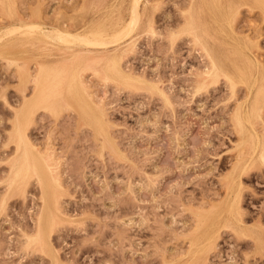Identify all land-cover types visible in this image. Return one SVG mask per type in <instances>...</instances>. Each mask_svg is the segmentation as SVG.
Returning a JSON list of instances; mask_svg holds the SVG:
<instances>
[{"label": "rangeland", "instance_id": "rangeland-1", "mask_svg": "<svg viewBox=\"0 0 264 264\" xmlns=\"http://www.w3.org/2000/svg\"><path fill=\"white\" fill-rule=\"evenodd\" d=\"M7 1L0 0V27L13 16L50 24L60 16L59 21L79 26L100 19L112 29L113 21L121 22L117 24L121 29L130 18L131 0ZM60 1L65 2L59 5ZM223 1L227 2L141 0L140 22L115 47L82 49L87 59L78 95L64 91L53 108H36L26 136L32 144L35 141L34 150L50 162L59 182L58 229L50 241L60 264H264V8L255 0H245L239 11L226 13L218 9ZM194 4L196 8L202 5L209 28L200 38L195 35L200 32L199 23L194 32L185 29ZM61 10L68 19L61 17ZM231 20L232 25L228 24ZM215 46L223 47V53H233L231 62L244 66L247 72L250 57L256 76L248 74L244 79L232 72L238 80L233 89L225 75L213 81L210 51ZM26 57L34 75L38 53L29 46ZM111 59H117L115 66L121 67V72L108 68ZM9 63L0 55V206L4 204L0 207V264H50L43 252L27 246L26 236L35 226L43 201L37 178L31 177L24 188L10 184L11 161L16 154L11 139L14 113L23 109L25 101H34L36 87L31 75L24 80L16 71L18 67ZM82 103L86 105L82 107ZM253 106L261 117L252 113ZM238 109L247 110L243 130L235 121ZM7 187H11L9 191ZM198 239L204 241L198 243ZM211 239L213 244H209Z\"/></svg>", "mask_w": 264, "mask_h": 264}, {"label": "bare ground", "instance_id": "bare-ground-1", "mask_svg": "<svg viewBox=\"0 0 264 264\" xmlns=\"http://www.w3.org/2000/svg\"><path fill=\"white\" fill-rule=\"evenodd\" d=\"M6 1V0H4ZM9 3L13 0H8ZM7 1V2H8ZM68 1V0H67ZM76 1V0H75ZM74 1V3H75ZM78 1V0H77ZM80 1V0H79ZM103 1V0H102ZM125 1V0H124ZM140 1L141 0H131V5H130V14H129V19L126 21L127 23L123 26V28L118 29L117 28V24H121L120 23H116V21H113L111 23L112 25V29L109 28V26H107V24H102L103 22H101V20H94L89 24V22H84L81 26L79 25H75L69 22H61L59 21V19L57 18V22L55 24H50L47 22H43L42 20H31V19H27L24 17H20V16H13L12 20H10L8 22L7 25H2L0 27V55H2L4 58L9 60V64L15 65L16 67H18V69L16 70L17 72H19V74L21 75V77L23 76L24 80L27 79L30 75L33 77V80L35 82V87L36 89L33 90L35 91V98L33 102H29V101H25L24 103V107L21 111H17L15 112V119L13 121V132L11 134V139L14 141L15 143V147H16V154L14 156V158L11 161V181L10 184L11 186H18L19 188H24V186L29 182V179L31 177H36L37 181L39 183V188H41L40 191H42L41 197H42V205L40 207V210L37 212L36 217H35V226L32 228V232L30 234H28V236H26L27 238V246L29 245H34L36 247L35 250H40L41 252H43V254H45L46 256H48L50 258V264H60V259L57 253V250L54 249V247L52 246L51 243V239L52 238V233L57 226L58 223V218H59V214H58V209H59V195L57 194V187L59 186V182L57 177L55 176L53 169L50 167L51 164L49 161L47 160H43L42 156H40V154L37 151L34 150V143L32 144L30 141V139H28V137L26 136V131L28 129V124L32 119V116L36 110V108L40 105H43L44 107H48V108H53L54 103L61 100L60 96L63 95L64 91L66 92H74L76 93V95H78V88L79 85L82 86L81 82V71L85 68V61H86V55L83 54L81 51L83 48H86L87 50H96V51H106L109 50L111 47H115L119 42V40L123 38H125V34L131 30H134L135 26L138 24V22H140L141 17H142V11L140 10ZM148 1V0H147ZM216 1V0H215ZM227 2L223 1L224 3H222L221 5H219V2L217 5H219L218 9L219 10H223L227 12H230V10L232 9L233 11H239V8L242 4H244L245 0H226ZM256 2H259L262 4V7L264 8V0H255ZM15 2V1H14ZM65 2V1H64ZM62 1H60L59 5L62 3H64ZM128 2V1H127ZM126 2V3H127ZM150 2V1H149ZM210 2V1H209ZM6 3V2H5ZM8 3V4H9ZM67 3V2H66ZM72 2H69V5ZM98 3V2H97ZM192 3V1H191ZM190 3V4H191ZM202 3V2H201ZM78 4V3H77ZM101 4V3H100ZM114 4V3H113ZM112 4V5H113ZM204 4V3H203ZM215 4V2H214ZM15 5V4H13ZM76 5V4H75ZM74 5V7H75ZM80 5V3H79ZM90 5V4H89ZM144 5V4H142ZM151 5V4H150ZM193 5V4H192ZM212 5V4H211ZM247 5V4H246ZM18 6V5H17ZM119 6V5H118ZM213 6V5H212ZM248 6V5H247ZM257 6V5H256ZM68 7V6H67ZM73 7V5H72ZM71 7V8H72ZM126 7V6H125ZM187 7V6H186ZM189 7V6H188ZM216 7V6H215ZM246 7V6H245ZM258 7V6H257ZM18 8V7H17ZM58 8V7H57ZM69 8V7H68ZM71 8L69 10H71ZM109 8V7H108ZM190 8V7H189ZM202 8V5L200 4L197 8L194 4V6L192 8H190L189 10V14H188V18L185 22V29L187 30H194L196 29L197 23L200 24V32L196 33V36H200L204 35L206 33H208V25L206 26V24H208L207 22H205L203 19V14L202 11L200 10ZM206 8V7H205ZM250 8V7H249ZM13 9V8H12ZM43 9V8H41ZM61 9V8H59ZM64 9V8H63ZM73 9V8H72ZM75 9V8H74ZM88 9V8H87ZM92 9V6H91ZM98 9V7H97ZM155 8H152V10H154ZM262 9V8H261ZM20 10V9H18ZM24 11V9H22ZM31 10V9H30ZM68 10V9H67ZM68 10V11H69ZM105 10V9H104ZM210 10V9H209ZM257 10V9H256ZM263 10V9H262ZM43 11V10H42ZM66 11V9H65ZM76 11V10H74ZM83 11V10H82ZM113 11V10H112ZM118 11V10H117ZM125 11V10H124ZM264 11V10H263ZM14 12V11H13ZM26 12V11H24ZM57 12L54 11V13ZM67 12V11H66ZM108 12V11H107ZM127 12V10H126ZM182 12V11H181ZM251 12V11H250ZM33 13V12H31ZM30 13V14H31ZM61 14V12H59ZM71 13V12H69ZM68 13V14H69ZM92 13V12H91ZM129 13V12H128ZM208 13V12H207ZM240 13V12H239ZM259 13V12H258ZM264 13V12H263ZM27 14V13H26ZM58 14V13H57ZM93 14V13H92ZM117 14V12H116ZM126 14V13H125ZM186 14V13H185ZM212 14V11H211ZM220 14V13H219ZM254 14V13H253ZM256 14V13H255ZM1 15V14H0ZM8 15V13H7ZM24 15V14H23ZM28 15V14H27ZM52 15V14H51ZM54 15V14H53ZM60 15V14H59ZM80 15V14H79ZM260 15V14H259ZM264 15V14H263ZM25 16V15H24ZM32 16V15H31ZM47 16V14H46ZM58 16V15H56ZM70 16V15H69ZM74 16V15H72ZM104 16V15H103ZM117 16V15H116ZM115 16V17H116ZM218 16V15H217ZM221 16V14H220ZM249 16V15H248ZM10 17V16H9ZM45 17V14H44ZM55 17V16H54ZM62 18L64 17L61 16ZM75 17V16H74ZM106 17V16H105ZM118 17V16H117ZM116 17V18H117ZM210 17V16H209ZM38 18V17H37ZM53 18V17H51ZM56 18V17H55ZM64 18H67L66 16ZM71 18V17H70ZM77 19V17H75ZM81 18V17H80ZM121 18V16H120ZM156 18V16H155ZM154 18V19H155ZM213 18V17H212ZM250 18V17H249ZM1 19V17H0ZM46 19V18H45ZM68 19V18H67ZM74 19V18H71ZM70 19V20H71ZM75 19V20H76ZM84 19V18H83ZM167 19V18H166ZM225 19V18H224ZM66 20V19H65ZM80 19L78 18V21ZM85 20V19H84ZM105 20V19H104ZM122 20V19H120ZM148 20V19H147ZM214 20V19H213ZM222 20V19H221ZM227 20V17H226ZM81 21V20H80ZM96 21V22H95ZM106 21V20H105ZM174 20H172L171 23L175 24L173 22ZM178 21V20H176ZM229 21V20H228ZM5 22V21H4ZM7 22V21H6ZM72 22V21H71ZM77 22V20H76ZM83 22V21H82ZM124 22V21H123ZM78 23V22H77ZM110 23V22H109ZM125 23V22H124ZM148 23V21L146 22V24ZM183 23V21H182ZM181 23V24H182ZM214 23V22H213ZM227 23V22H226ZM244 23V22H243ZM198 24V25H199ZM222 24V23H220ZM225 24V23H224ZM223 24V25H224ZM230 25H232V20L230 21V23H228ZM227 24V26H228ZM236 24V23H235ZM253 24V23H252ZM251 24V25H252ZM258 24V23H257ZM184 25V24H183ZM217 25V24H216ZM229 25V27H230ZM244 26V24H242ZM211 26V25H210ZM209 26V27H210ZM248 26V25H246ZM256 26V24H255ZM82 27V28H81ZM156 27V26H155ZM212 27V26H211ZM228 27V28H229ZM235 27V26H234ZM237 27V26H236ZM227 28V31H228ZM239 28V27H238ZM256 28V27H255ZM258 28V27H257ZM212 29V28H211ZM210 29V30H211ZM231 30H233L232 28H229ZM242 29V28H241ZM220 30V29H219ZM253 30L255 31V29L253 28ZM154 31V29L152 30V32ZM172 31V30H171ZM180 31V30H179ZM225 31V30H224ZM230 31V30H229ZM257 31V30H256ZM155 32V31H154ZM157 32V31H156ZM176 32V31H175ZM182 32V31H181ZM194 32V31H193ZM236 33V31H234ZM239 32V31H237ZM247 32V31H246ZM131 33V32H130ZM129 33V34H130ZM147 33V32H146ZM214 33V32H213ZM216 33V32H215ZM227 33V32H226ZM255 33V32H253ZM259 33V31H258ZM257 33V34H258ZM128 34V33H127ZM153 34V33H150ZM172 34V33H171ZM170 34V35H171ZM186 34V32L184 33ZM233 34V32H231V35ZM194 35V36H195ZM221 35V34H220ZM229 35V34H228ZM237 35V34H236ZM239 35V34H238ZM254 34H252L253 36ZM261 35V34H259ZM206 36V35H205ZM222 36V35H221ZM227 36V35H226ZM233 36V35H232ZM243 36V35H242ZM214 37V36H213ZM216 37L218 38L219 36L216 35ZM195 38V37H194ZM228 38V37H227ZM257 38V37H256ZM171 39V36H170ZM192 39V38H191ZM196 39V38H195ZM221 39V38H220ZM231 39V38H230ZM235 39V38H234ZM251 39V38H250ZM253 39V37H252ZM258 39V38H257ZM123 40V39H122ZM194 40V39H193ZM224 40V39H223ZM232 40V39H231ZM230 40V41H231ZM236 40V39H235ZM256 40V39H255ZM218 41V40H216ZM225 41V40H224ZM233 41V40H232ZM136 42V41H135ZM212 42V40H211ZM226 42V41H225ZM253 42V41H252ZM260 42V41H259ZM173 43V42H172ZM195 43V42H194ZM201 43V42H200ZM216 43V42H215ZM220 43V41H219ZM222 43V42H221ZM228 45H231L230 42H226ZM249 43V41H248ZM240 44V43H239ZM251 44V43H249ZM212 45V44H211ZM224 45V44H223ZM236 45V44H235ZM241 45V44H240ZM29 46L30 48H34L36 50V52L38 53V62L36 64L37 67V72H35L34 75H32L33 73H31L30 69H29V62L27 61V57H26V52H28L29 50ZM234 46V45H233ZM239 46V45H238ZM246 45L244 44V47ZM204 47V46H203ZM230 47V46H228ZM256 47V44H255ZM258 47V46H257ZM222 48L223 47H219V46H215L212 51H210L212 53L213 56H211V60H212V68H213V81H216L219 77V75H225L228 80L230 81L231 87L232 89L235 87L236 82H238L237 79H235L231 73L232 72H237L238 75L240 76V78H244L246 75H253L256 76V72H255V68L253 65L252 59L250 57H248L249 61H250V71L247 72L246 68L242 65H237L234 61V63L231 62V57L230 54L233 53H223L222 52ZM225 48H227V46L225 45ZM243 48V47H242ZM248 48V47H247ZM202 49V48H201ZM231 50V48H230ZM248 50L250 51V49L248 48ZM261 50V49H260ZM227 51V50H226ZM233 51V50H232ZM229 52V51H228ZM236 52V51H234ZM246 52V51H245ZM245 52L243 51V54L245 55ZM109 53V52H108ZM131 53V52H130ZM133 53V52H132ZM223 53V54H222ZM240 53H242V51L240 50ZM253 53V52H252ZM128 54V53H127ZM208 54V53H207ZM206 54V55H207ZM255 55V54H254ZM259 55V54H258ZM238 57V55H236ZM248 56V55H247ZM250 56V55H249ZM206 57V56H205ZM244 57V56H243ZM262 57V56H261ZM209 58V57H208ZM245 59L246 56H245ZM244 59V60H245ZM247 59V60H248ZM4 61V60H3ZM117 61V59H116ZM116 61L114 59H111L109 61L108 64V68L110 70H114V71H118L121 72V67H118L116 64ZM120 62V59H119ZM211 62V61H210ZM258 62V61H257ZM209 63V62H208ZM125 64V63H124ZM248 64V63H247ZM126 65V64H125ZM124 65V66H125ZM257 66V65H256ZM32 67V66H31ZM206 67V66H204ZM203 67V68H204ZM35 68V67H34ZM127 68V67H126ZM210 68V67H209ZM205 69V68H204ZM202 71V70H201ZM129 74V72H125V74ZM126 74V75H127ZM210 74V73H209ZM134 75V74H133ZM132 75V76H133ZM263 76V75H262ZM84 78V77H83ZM87 78V77H85ZM129 78V77H128ZM127 78V79H128ZM140 77H137V79H139ZM200 78V77H199ZM211 78V77H210ZM251 77H249L250 79ZM113 79V78H112ZM118 79V77H117ZM221 79V78H220ZM247 79V78H246ZM20 80V78H19ZM146 80V79H145ZM227 80V79H226ZM241 79H239L240 81ZM255 80V79H254ZM22 81V79L20 80ZM122 81V80H121ZM200 81V80H199ZM220 81V80H218ZM228 81V82H229ZM242 81V80H241ZM248 81V80H245ZM263 81V80H262ZM23 82V81H22ZM105 82V81H104ZM109 82V81H108ZM249 82V81H248ZM246 82V83H248ZM256 82V81H255ZM87 83V82H86ZM85 83V84H86ZM124 83V82H122ZM151 83V85L155 84L152 83L151 81L149 82ZM197 83V82H196ZM222 83V82H221ZM220 83V84H221ZM244 83V82H243ZM33 84V82H32ZM121 84V83H120ZM210 84V83H209ZM208 84V85H209ZM217 85V82L215 83ZM239 84V83H238ZM252 84V83H250ZM262 84V83H261ZM127 85V84H125ZM129 85V84H128ZM246 85V84H245ZM145 86V85H144ZM154 86V85H153ZM202 87L206 86L205 84H201ZM212 86V85H210ZM249 86V83H248ZM67 87V88H66ZM89 87V86H88ZM127 87V86H126ZM130 87V86H129ZM155 87V86H154ZM209 87V86H208ZM264 87V85L262 86ZM31 88V87H30ZM92 88V87H91ZM121 88V87H120ZM147 88V87H146ZM210 88V87H209ZM215 88V87H214ZM246 88V87H245ZM250 88V86H249ZM253 88V87H252ZM68 89V90H67ZM82 89V87H81ZM84 89V88H83ZM82 89V91H83ZM127 89V88H126ZM132 89V88H130ZM136 89V88H135ZM195 89V88H194ZM207 89V88H206ZM211 89V88H210ZM22 90V89H21ZM31 90V89H30ZM67 90V91H66ZM88 90V89H87ZM91 90V89H90ZM150 90V88H149ZM157 90V88H156ZM203 90V89H202ZM209 90V89H208ZM262 90V89H261ZM152 91V89H151ZM239 91V90H237ZM244 91V90H243ZM258 91V89L256 90ZM23 92V91H22ZM94 92V91H93ZM159 92V91H158ZM157 92V93H158ZM195 92V91H194ZM206 92V91H205ZM232 92V91H231ZM91 93V92H90ZM196 93H198L196 91ZM233 93V92H232ZM255 93V92H253ZM252 93V94H253ZM260 93V92H259ZM262 93V92H261ZM31 94V93H30ZM94 94V93H93ZM234 94V93H233ZM232 94V95H233ZM262 95V94H261ZM24 96V95H23ZM29 96V95H28ZM84 96H88L85 95ZM91 96V94H90ZM94 96V95H93ZM163 96V95H162ZM253 96V95H252ZM75 97V96H74ZM83 97V96H82ZM29 99H31L30 97H28ZM62 98V97H61ZM76 98V97H75ZM254 98V96L252 97ZM72 99V98H71ZM166 99V98H165ZM244 99V97H243ZM246 99V96H245ZM28 100V99H26ZM76 100V99H75ZM78 100V99H77ZM86 100V99H85ZM90 100V99H89ZM93 100V99H92ZM253 100V99H252ZM81 101V100H80ZM99 101V100H98ZM240 101V100H239ZM238 101V102H239ZM76 102V101H75ZM82 102V101H81ZM90 102V101H89ZM244 102V100L242 101V103ZM77 103V102H76ZM85 103V102H84ZM82 103V107L83 104ZM92 103V102H91ZM94 103V102H93ZM21 104V105H22ZM67 104V103H66ZM69 104V103H68ZM74 104V102H73ZM102 104V103H101ZM250 104V103H249ZM20 105V104H19ZM86 105V104H84ZM89 105V104H88ZM93 105V104H91ZM247 105V104H246ZM76 106V105H75ZM79 106V105H78ZM96 106V104L94 105ZM99 106V105H98ZM101 106V105H100ZM241 106V105H239ZM77 107V106H76ZM18 108V107H17ZM90 110H94L91 109L90 106L88 107ZM247 108V107H246ZM250 108V107H249ZM19 110L21 108H18ZM15 109V110H18ZM44 109V108H43ZM78 109V108H76ZM105 109V108H103ZM241 109L242 106H241ZM241 109H238L235 117L237 121V124L242 127L245 126L244 121H245V115L247 113V110L245 113H243ZM250 109H252V113H256L257 116H260L257 112L256 107L253 106V108L251 107ZM42 110V109H41ZM47 110V108H46ZM45 110V111H46ZM83 110V109H82ZM80 108V111H82ZM96 110V109H95ZM98 110V109H97ZM107 110V109H106ZM77 111V110H76ZM79 111V110H78ZM85 111V110H84ZM87 111V109H86ZM89 111V110H88ZM99 111V110H98ZM97 111V112H98ZM235 111V110H234ZM50 112V111H49ZM92 113H94V111H91ZM54 113V112H53ZM81 113V112H80ZM83 113V111H82ZM85 113V112H84ZM83 113V115H84ZM91 113V114H92ZM102 113V112H101ZM235 113V112H234ZM90 114V115H91ZM99 114V113H98ZM97 114V115H98ZM108 114V113H107ZM37 115V114H36ZM55 115V114H54ZM81 115V114H80ZM93 115V114H92ZM91 115V117H93ZM103 116V115H102ZM248 116V115H247ZM252 116V115H251ZM37 117V116H36ZM57 117V116H56ZM80 117V116H79ZM83 117V116H82ZM88 117V116H86ZM107 117V116H106ZM261 117V116H260ZM263 117V115H262ZM78 118V117H77ZM81 118V117H80ZM100 119V117H98ZM109 118V117H108ZM249 118V117H248ZM103 120V118H101ZM100 119V120H101ZM107 119V118H106ZM235 119V118H234ZM233 119V120H234ZM247 119V118H246ZM253 119V116H252ZM13 120V119H12ZM110 120V119H109ZM249 119H247L248 121ZM37 121V120H36ZM246 121V122H247ZM262 121V120H261ZM85 122V121H84ZM91 122V121H90ZM95 122V121H93ZM92 122V123H93ZM263 122V121H262ZM261 122V124H263ZM86 123V122H85ZM96 123V122H95ZM94 123V124H95ZM104 123V120H103ZM249 124V121L247 122ZM255 123V122H254ZM107 124V121H106ZM108 125V124H107ZM251 125V123H250ZM32 126V125H31ZM110 126V125H109ZM255 126V125H254ZM253 126V127H254ZM263 126V125H262ZM96 125H95V129H96ZM103 128V127H102ZM252 128V127H251ZM94 129V130H95ZM104 129V128H103ZM253 129V128H252ZM257 129V128H255ZM29 130V129H28ZM97 130V129H96ZM99 130V129H98ZM241 130V132H242ZM254 130V129H253ZM31 131V130H30ZM108 131V130H107ZM247 131V129H246ZM34 132V131H33ZM32 132V133H33ZM96 132V131H95ZM253 132V131H252ZM255 132V131H254ZM97 133V132H96ZM100 134V133H99ZM109 134V133H108ZM256 135V133H254ZM258 134V132H257ZM261 134V133H260ZM247 135V134H245ZM252 134H250L251 136ZM254 135V136H255ZM30 136V135H29ZM32 137V135H31ZM49 137V136H48ZM256 137V136H255ZM258 137V136H257ZM264 137V136H263ZM35 138V137H34ZM32 138V139H34ZM51 138V137H50ZM103 138V137H102ZM112 138V137H111ZM242 138V136H241ZM37 139V137H36ZM35 139V140H36ZM48 139V138H47ZM246 139V138H245ZM257 139V138H256ZM11 140V141H12ZM30 140V141H29ZM33 141V140H32ZM50 141V140H49ZM52 141V140H51ZM241 141H243L241 139ZM262 141V139H261ZM258 142V141H257ZM113 143V142H112ZM242 143V142H241ZM38 144V143H37ZM36 144V145H37ZM51 144V143H50ZM257 144V143H256ZM261 144V143H260ZM47 145V144H46ZM264 145V144H263ZM257 146V145H255ZM262 146V144H261ZM51 147V146H50ZM42 148V147H41ZM254 148V146H253ZM102 149V148H101ZM256 149V148H255ZM250 150V149H249ZM57 151V149H56ZM241 151V150H240ZM240 151H238V153H241ZM254 151V150H253ZM45 152V151H44ZM243 152V151H242ZM247 152V150H246ZM251 152V151H250ZM42 153V152H41ZM248 153V152H247ZM44 154V153H43ZM55 154V153H54ZM244 154V153H241ZM240 154V156H241ZM236 155V154H235ZM238 156V154H237ZM234 156V157H237ZM246 156V155H245ZM244 156V157H245ZM255 156V155H254ZM256 159V158H255ZM239 160V159H238ZM237 160V161H238ZM252 160V159H251ZM262 160V159H261ZM53 162V161H52ZM233 162V161H232ZM234 163V162H233ZM56 164V163H55ZM246 164V163H245ZM264 164V163H263ZM259 165V164H258ZM62 167V166H61ZM86 167V166H85ZM244 167V166H243ZM248 168V167H247ZM243 169V168H242ZM238 170V169H237ZM58 171V170H57ZM233 171V170H232ZM63 173V172H62ZM241 173V171H240ZM61 175V174H60ZM242 175V174H241ZM240 176V174H239ZM243 176V175H242ZM234 177V176H233ZM9 178V177H8ZM239 178V177H238ZM226 180V179H225ZM229 180V179H228ZM239 180V179H238ZM244 182V180H241ZM239 181V182H241ZM31 182V181H30ZM228 182V181H227ZM234 182V181H233ZM242 182V184H243ZM62 183V182H61ZM64 183V182H63ZM62 183V184H63ZM235 185V184H234ZM240 185V183H239ZM62 187V186H61ZM8 188V187H7ZM11 187H9L7 190L9 191ZM59 188V187H58ZM237 188V187H236ZM13 189V187H12ZM11 189V190H12ZM228 192V190H227ZM230 192V191H229ZM238 192V191H237ZM8 194H10L9 192H7ZM238 195V193H235ZM240 194V193H239ZM236 195V196H237ZM10 196V195H9ZM240 196V195H239ZM238 196V198H239ZM228 197H230L228 195ZM61 198V197H60ZM64 198V197H62ZM233 198V197H232ZM231 198V199H232ZM4 199H8L7 197ZM227 199V198H226ZM229 198V201L231 200ZM234 199H235V195H234ZM234 199L232 200V203L234 201ZM239 200V199H238ZM7 201V200H6ZM242 201V200H241ZM5 202V201H4ZM216 203V202H215ZM214 203V204H215ZM218 203V202H217ZM231 203V202H230ZM235 203V202H234ZM239 203V202H238ZM1 204V203H0ZM62 204V203H61ZM204 204V202H203ZM206 204V203H205ZM4 205V204H3ZM2 205V206H3ZM64 205V204H63ZM0 206V207H2ZM214 206V205H213ZM227 206V205H226ZM62 207V206H61ZM228 207V206H227ZM240 207V206H239ZM243 207V206H242ZM65 209V208H64ZM216 209V208H215ZM230 209V208H229ZM228 209V210H229ZM239 209V208H238ZM1 210V209H0ZM227 210V211H228ZM232 210V209H230ZM241 210V209H240ZM240 210H238L240 212ZM58 211V212H57ZM226 211V210H225ZM236 211V210H235ZM242 211V210H241ZM61 212V211H60ZM230 212V211H229ZM243 213V212H242ZM65 214V213H64ZM197 214V213H195ZM200 214V213H199ZM229 214V213H228ZM232 214V213H231ZM234 214V213H233ZM201 215V214H200ZM204 215V214H203ZM210 216V214H208ZM214 215V214H212ZM243 215V214H242ZM61 216V215H60ZM63 216V215H62ZM61 216V217H62ZM68 216V215H65ZM64 216V217H65ZM208 216V217H209ZM215 216V215H214ZM213 216V217H214ZM220 216V215H219ZM234 216V215H233ZM237 216H239L237 214ZM25 217V216H24ZM60 217V218H61ZM211 217V216H210ZM261 217V216H260ZM68 218V217H66ZM65 218V219H66ZM212 218V217H211ZM215 218V217H214ZM225 217H223L224 219ZM235 218V217H234ZM264 218V217H263ZM201 219V218H200ZM236 219V218H235ZM234 219V220H235ZM63 220V219H62ZM68 220V219H67ZM208 220V219H207ZM214 220V219H213ZM260 220V219H259ZM223 221V220H222ZM237 221V220H236ZM244 221V220H243ZM242 221V222H243ZM126 222V221H125ZM200 222V221H199ZM241 222V221H240ZM262 222V221H261ZM198 223V222H197ZM239 223V222H238ZM61 224V223H60ZM223 224V223H222ZM233 224V223H232ZM257 224V223H256ZM263 224V223H262ZM212 225V223H211ZM226 225V224H225ZM230 225V222H229ZM244 225V224H242ZM248 225V224H247ZM205 226V225H204ZM264 226V224H263ZM194 227V225H193ZM224 227V226H223ZM245 227V226H244ZM248 227V226H247ZM199 228V227H198ZM228 228V227H227ZM242 228V226H241ZM204 229V227H203ZM224 229V228H222ZM231 229V228H230ZM233 229V228H232ZM249 229V228H248ZM202 230V229H201ZM211 230V229H210ZM245 230V234H248V230ZM242 230V231H243ZM205 231V230H204ZM255 231V230H254ZM30 232V231H29ZM201 232V231H200ZM236 232V231H235ZM239 232V231H238ZM251 232V230H250ZM260 232V230H259ZM262 232V230H261ZM261 232L259 234H261ZM197 233V232H196ZM205 233V232H204ZM209 233V232H208ZM207 233V234H208ZM215 233V232H214ZM222 233V232H221ZM237 233V232H236ZM242 233V232H241ZM252 233V232H251ZM250 233V234H251ZM206 234V235H207ZM255 234V233H254ZM257 234V233H256ZM188 235V234H187ZM244 235V234H243ZM242 235V236H243ZM252 235V234H251ZM54 236V235H53ZM185 236V235H184ZM200 236V235H199ZM212 236V235H211ZM220 236V235H218ZM241 236V237H242ZM257 236V235H256ZM255 236V237H256ZM55 237V236H54ZM198 237V236H197ZM202 237V236H201ZM209 237V236H208ZM192 238V236H191ZM189 238V239H191ZM219 238V237H218ZM217 238V239H218ZM239 238V237H238ZM246 238V236H245ZM257 238V237H256ZM256 238L255 242H256ZM259 238V237H258ZM53 239V238H52ZM196 239V238H194ZM193 239V240H194ZM206 239H210V238H206ZM220 239V238H219ZM247 239V238H246ZM260 239V238H259ZM184 240V239H183ZM249 240V239H248ZM63 241V240H62ZM202 242L204 240H201ZM201 241L198 239V243H201ZM208 241V240H207ZM216 241V240H215ZM247 241V240H246ZM254 241V240H253ZM259 241V240H258ZM256 242V244H258L259 242ZM55 242V241H54ZM187 242V241H186ZM189 242V241H188ZM196 241L194 240L192 243H195ZM262 242V241H261ZM102 243V242H101ZM191 243V244H192ZM214 240H210L209 244H213ZM249 243V242H248ZM190 244V245H191ZM216 244V242H215ZM214 244V245H215ZM26 245V244H25ZM54 245V244H53ZM176 245V244H175ZM261 245V244H260ZM258 245L257 247L259 248ZM187 246V245H186ZM201 246V244H200ZM34 247V248H35ZM195 247V246H194ZM202 247V246H201ZM205 247V245H204ZM217 247V246H216ZM261 247V246H260ZM26 248V247H25ZM171 248V247H170ZM210 248V247H209ZM208 248V249H209ZM177 249V248H176ZM206 249V248H205ZM211 249V248H210ZM170 250V249H169ZM181 250V249H180ZM264 250V249H263ZM122 251V250H121ZM261 251V249H260ZM259 251V252H260ZM33 252V251H32ZM188 252V250L186 251ZM192 252V251H191ZM199 252V251H198ZM211 251H209L210 253ZM39 253V252H38ZM174 253V252H173ZM176 253V252H175ZM204 253V252H203ZM261 253V252H260ZM184 254V253H183ZM187 254V253H186ZM262 254V253H261ZM60 255V254H59ZM173 255V254H172ZM171 255V256H172ZM175 255V254H174ZM190 255V254H189ZM163 257L164 254H163ZM175 257V256H174ZM182 257V256H181ZM202 257V256H200ZM249 257V256H248ZM45 258V257H44ZM176 258V257H175ZM174 259V258H173ZM178 259V258H177ZM172 260V259H171ZM170 261V260H169ZM168 261V262H169ZM208 261V260H207ZM62 262V261H61ZM63 263V262H62ZM61 263V264H62ZM68 264V263H67Z\"/></svg>", "mask_w": 264, "mask_h": 264}, {"label": "snow or ice", "instance_id": "snow-or-ice-1", "mask_svg": "<svg viewBox=\"0 0 264 264\" xmlns=\"http://www.w3.org/2000/svg\"><path fill=\"white\" fill-rule=\"evenodd\" d=\"M175 34H173V36H174Z\"/></svg>", "mask_w": 264, "mask_h": 264}]
</instances>
